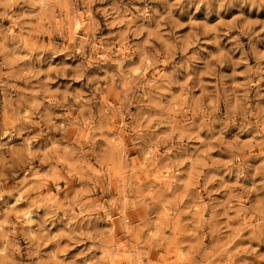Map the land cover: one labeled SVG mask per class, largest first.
Wrapping results in <instances>:
<instances>
[{"label": "clouds", "instance_id": "9594fccd", "mask_svg": "<svg viewBox=\"0 0 264 264\" xmlns=\"http://www.w3.org/2000/svg\"><path fill=\"white\" fill-rule=\"evenodd\" d=\"M184 2L0 0V264H151L168 202L190 264H264V0Z\"/></svg>", "mask_w": 264, "mask_h": 264}, {"label": "rangeland", "instance_id": "374dc122", "mask_svg": "<svg viewBox=\"0 0 264 264\" xmlns=\"http://www.w3.org/2000/svg\"><path fill=\"white\" fill-rule=\"evenodd\" d=\"M195 8L194 6L189 9L187 5V0H185L184 3L181 4L179 8L175 10L176 18L180 19L181 22H186L187 17L191 14V12H194ZM205 9L202 7L201 11L196 14V16L193 17V19L202 18L204 15ZM181 31L187 32L188 29H182ZM106 34V33H105ZM114 99V98H112ZM243 138V137H242ZM193 145L197 144V142H191ZM256 151H259L258 149ZM132 158H136V150H132ZM212 156L215 160H222L226 159V155L224 153L223 148L221 147L217 151L212 153ZM254 164H258L261 161L260 160H253ZM187 167V165H185ZM149 179L156 180V174L153 173L151 177L148 173H145L142 177H138V181L143 184ZM226 180H228V177H225ZM157 183H160V181H156ZM13 183L12 180H9V185ZM63 186V185H61ZM215 187V186H213ZM113 194L115 195L118 191V189L113 186ZM226 199L227 197H224L223 194H219L215 196V199ZM7 199V198H6ZM205 203H207V200H205ZM171 206V202L165 203L164 205H155L152 208H150L147 213L145 209L143 208H137L131 211L126 212L127 215L130 216L132 222L134 224H142L147 219H150L152 216L156 215L157 212H159V216L157 217L158 222L161 225V229L157 230V236L154 237L155 239H161L160 232L162 231L163 239L162 243L158 248H152L149 251V261H151V264H190V261L185 258L183 253V248L180 246L183 245L184 248H195L199 244H203L206 246H211L214 243H222L223 241H217L216 238L211 237L207 234V230L205 229V233L201 236V239L199 241L194 240L190 236H186L185 232L190 231V225L187 223L188 220L192 218L193 212L199 211V206L196 205L192 209H186L184 208L183 204L180 205V208L182 209L181 213L175 217L173 220L169 213L165 211V209L169 208ZM20 208H23L24 205L18 206ZM118 215L119 213H115ZM204 218L207 219L209 213L205 211L203 213ZM225 220L222 219L221 223H224ZM235 223V222H233ZM248 233H245L247 235ZM143 239L142 232H137L133 236V240L139 241ZM121 243L126 245L127 239L124 238L121 240ZM249 243H251L253 248L259 247V251L261 253H264V244H257V242L252 241H237L235 245L232 246V249H229V251L234 250L237 246H247ZM85 245H79L76 248H72L66 256L61 257L62 259H72L76 256L77 253H79ZM52 246L50 245L48 249H45L44 251L47 252L49 249H51ZM179 249V250H178ZM247 258L249 260H253L254 257L251 256H243L240 257V259ZM79 264V262H78ZM120 264H123V262H120Z\"/></svg>", "mask_w": 264, "mask_h": 264}]
</instances>
